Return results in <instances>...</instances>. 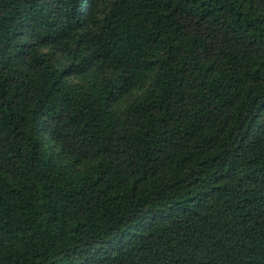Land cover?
<instances>
[{
  "label": "trees",
  "instance_id": "16d2710c",
  "mask_svg": "<svg viewBox=\"0 0 264 264\" xmlns=\"http://www.w3.org/2000/svg\"><path fill=\"white\" fill-rule=\"evenodd\" d=\"M0 264H264V0H0Z\"/></svg>",
  "mask_w": 264,
  "mask_h": 264
}]
</instances>
